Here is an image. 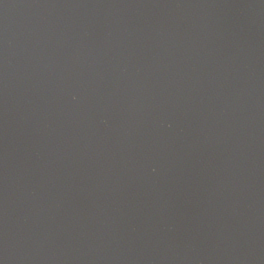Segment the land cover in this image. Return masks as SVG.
<instances>
[{"label":"water","instance_id":"1","mask_svg":"<svg viewBox=\"0 0 264 264\" xmlns=\"http://www.w3.org/2000/svg\"><path fill=\"white\" fill-rule=\"evenodd\" d=\"M0 264H264V0H0Z\"/></svg>","mask_w":264,"mask_h":264}]
</instances>
